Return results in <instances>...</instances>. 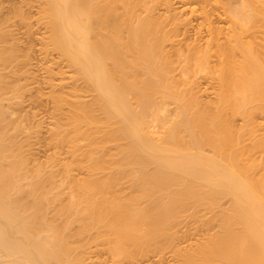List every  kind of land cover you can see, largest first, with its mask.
Listing matches in <instances>:
<instances>
[{
  "label": "bare ground",
  "instance_id": "6f19581e",
  "mask_svg": "<svg viewBox=\"0 0 264 264\" xmlns=\"http://www.w3.org/2000/svg\"><path fill=\"white\" fill-rule=\"evenodd\" d=\"M37 1L38 19L47 32L44 44L71 70H63L69 81L58 82V88L52 85L50 95L57 115L50 136L55 145H68L71 158L61 162L60 172L59 167L51 169L54 158L46 172L25 161L17 134L27 131L26 125L6 108L12 102L8 93L19 92L20 82L16 86L8 78L19 76L22 53L17 54L20 48L9 41L12 28L8 31L2 25L8 20L0 16V264H106L88 260L92 251L102 250L112 264L164 245L174 249L180 264H264V157L250 155L255 147L264 149V135L252 129L253 114L264 112V42L251 45L239 38L241 29L250 28L256 18L264 25V0L217 3L226 21L218 15L232 29L230 37L227 25L220 31L223 27L212 24L218 11L213 15L210 1L177 0L182 5L174 6L171 2L176 0H158L164 5L161 17L171 16L173 26L180 22L179 26L181 14L189 11L200 12L199 25L202 19L207 23L210 37L206 39L207 32L205 41L184 39L185 51L183 39L173 45L168 33L164 37V29L156 27L158 7L152 13L150 2ZM12 4L11 14L28 19L21 1ZM142 9L150 13L144 15ZM141 10L143 15L138 14ZM172 15L180 21L175 23ZM214 27L219 29L215 35L227 31L228 38H213ZM167 102L175 103L173 116H160L165 120L157 129L161 133H149L152 120L148 118L147 125V109ZM235 116L241 119L238 127ZM97 137L106 140L104 145L111 141L113 146L109 142L104 148L114 151L107 154ZM221 198L228 204H220ZM189 218L202 228L217 222V229L206 227L212 233L207 229L195 243L175 248L178 223Z\"/></svg>",
  "mask_w": 264,
  "mask_h": 264
},
{
  "label": "rangeland",
  "instance_id": "374dc122",
  "mask_svg": "<svg viewBox=\"0 0 264 264\" xmlns=\"http://www.w3.org/2000/svg\"><path fill=\"white\" fill-rule=\"evenodd\" d=\"M13 1V2H12ZM20 1H21V5H23L24 6V8L26 9V12L28 13V19L26 18V19H23V20H21L20 18H19V16H17V14H16V16H15V13H13L12 12V14H11V7H12V3H15V4H17L18 2H19V4H20ZM171 1V0H170ZM210 1V4H209V6H210V8H212L211 10L213 11V15H214V13L215 12H217L218 11V13H215V14H220L221 15V17H223V15L221 14V11L219 12V10L221 9L220 8V5L219 4H217V3H221V1L222 0H220V2L217 0H206V2L208 3ZM212 1V2H211ZM26 3V5L24 4V3ZM144 5H147V3H148V5L147 6H149V2L151 3V5L153 6V7H151L150 6V10H151V12L152 13H154L155 11H153L154 10V8L156 7H158L157 8V12L155 13V14H157V17H158V19L160 18V20H158L160 23V26L157 24L156 25V27H158V29H162L164 32H162V30H160V31H158V33L160 32H162L163 33V35H164V37H166V33H168V35H167V38H169V39H171L173 42L175 41L176 43L174 44L173 43V45H176V46H178L179 44V42H177L178 40L177 39H183V42H181L180 43V45L182 44V43H184L185 44V41L187 40H190L191 41V39L192 38H195V40L194 41H196L197 39L196 38H200V39H202L203 41H205V39H204V36H206V34H208L209 33V36H206V39H207V37L209 38L210 37V31H209V26L207 25V28H208V31L206 30V25L205 24H207V23H205V21H203V19H202V22H204L203 23V25H199V23H200V21L199 20H201V18H202V15L200 14V12H196V11H194L193 13L195 14V13H197V16H195L192 12H184L183 14H181V24L180 25H182L183 24V27H181L180 28V25L178 26V24L180 23H178V19H179V21H180V17L178 18V19H176V17L174 16V15H172V17L174 18V21H175V23L177 22L178 24L177 25H171V20L172 19H170L171 18V16L169 17V15H165V20H166V17L168 16V18H169V20H168V18H167V20H166V23H165V20H164V15L162 14V16H163V18L161 17V10L163 9L164 10V8L162 7V6H164L163 4H162V1H161V5H160V1H159V3H158V0H157V3H156V1L155 2H153L152 0H149L148 2H147V0L145 1L144 0ZM176 2V3H175ZM189 2H191V4H193L194 6H195V4H196V2H192V1H188V4H189ZM206 2H205V4H203L201 1H200V3H202L201 5H206ZM214 2L217 4V7H216V9H214L215 8V4H214ZM0 16H2L3 18H4V20H5V22H7V20H8V22L6 23L7 25H5V23H3L2 25L9 31V30H11V28H12V30L11 31H9L8 33H10V35L12 34V32H13V36H9L10 38H9V41H10V39H11V41L10 42H12V40L14 41V43H15V45L14 46H16V49H17V47H19L18 49V52L19 53H17V54H19L20 55V53H22L23 54V56H22V54L20 55V56H18L19 58H18V60H21V61H18L19 62V64L20 65H18L19 67H21V68H19L18 67V73H19V76H18V74L17 73H14L16 76H18V77H16L15 75V78H18V79H16V80H14L15 78L13 77V76H11V75H13V74H9L10 76H9V81L11 82V83H13V84H16V86H18V83H19V85L20 86H22V87H20V86H18V88H19V92H17V94H18V96H17V94L16 95H14L13 93V91L12 92H9L8 93V96L9 97H7V98H9V101L8 102H10V99H11V101L12 102H10V103H8V107H6L7 109L9 108V110H11L13 113H12V115H13V117L16 119L17 118V121L18 122H24L22 125H26V130L27 131H25V132H20L19 131V133L17 134L19 137H20V141H22L21 143H22V152L24 153L23 154V156L24 155H26V162H27V164H29L30 165V168H34V167H31L32 165H40V166H42L41 168H42V170L43 171H45V169H46V171H49V170H51L52 168H58L59 167V169H60V164H62L61 162H64V160L66 161V162H69V159L71 158V155H70V153H69V148H68V145L66 144V143H60V142H58L59 143V145H58V143L55 145L54 144V140L52 141V137L50 136L51 134H52V129H53V127H54V122H55V119H56V117H57V115L55 114V112L53 111L54 109H53V107H52V100H51V97H50V95H51V89H53V86L52 85H55L54 87L56 88V86H57V88L59 87V85H60V83L62 84V82L64 83V81L65 82H68L69 80H68V78L66 79V78H63V77H65V72L63 71L64 69H65V71H66V73L68 74L69 72L68 71H71L69 68H68V66L66 65V62H65V60L63 61L62 59H61V57L59 56V54L57 53V51H55L54 49H51V48H49V47H47V46H45V44H44V37L46 36V34H47V32L45 31V28H44V25H43V23H42V21L41 20H39L38 19V16H39V12H38V1L37 0H0ZM34 4V6H33V4ZM153 3H154V5H153ZM172 3V5H174V3H175V5L176 6H178V5H182L181 4V2H178L177 0L176 1H172L171 2ZM198 3V2H197ZM200 3H198V4H200ZM234 3H237V2H234ZM8 4V6H6ZM28 4V5H27ZM155 4H157L156 6H155ZM159 4V5H158ZM178 4V5H177ZM187 4V3H186ZM198 4L196 5V6H198ZM174 5V6H175ZM192 5V6H193ZM222 5H223V2H222ZM191 6V5H190ZM207 6V5H206ZM205 7V6H204ZM141 8H143V6L141 7ZM155 8V9H156ZM197 8H200V5L197 7ZM208 10H209V8H208V6L206 7ZM217 8H220V9H218L217 10ZM144 9V8H143ZM142 9V10H143ZM142 10L140 11V13H138L139 15H143V13L141 14V12H142ZM158 10H160L159 12H160V14H159V16H158ZM162 10V12H164ZM214 10H215V12H214ZM212 11H211V13H212ZM10 12V13H9ZM137 12H139V7L137 8ZM143 12H145L144 13V15L146 14V12H149L150 13V11H144L143 10ZM8 13V14H7ZM191 13L193 14V15H191ZM3 14V15H2ZM5 14V15H4ZM14 14V15H13ZM148 14V13H147ZM198 14H200V15H198ZM11 15V16H10ZM37 15V16H36ZM217 15H214L213 17H212V24H213V22H214V24L213 25H215V23L217 24V25H219L220 27H223V29L221 28L220 29V31L221 30H223V31H225L226 30V25H227V22L225 23V21H226V19H227V17H223V19L225 20H223L222 18H220V16L218 17ZM8 18H6V17ZM155 16V15H154ZM179 16V15H178ZM177 16V17H178ZM198 16L200 17V19L198 18ZM218 18H217V17ZM10 17V18H9ZM35 17H37V18H35ZM191 17V18H190ZM31 18V19H30ZM220 18V19H219ZM12 19V20H11ZM37 19V20H36ZM164 20V23H162L163 22V20ZM176 19V20H175ZM25 20V21H24ZM173 21V20H172ZM25 22H26V24H25ZM183 22H185L186 24H184ZM199 22V23H198ZM258 22H259V17H258V19L256 18V21H254V23L251 25L252 26V28H251V26H249L250 28H247L246 30L244 29V31L242 32V29H241V32H240V36H239V38L240 39H242V40H244V42L246 41V42H249V43H251V45L253 44H261V42H264V27H262V26H264L263 25V23L262 24H258ZM164 24L163 25V27H162V24ZM11 24V25H10ZM173 24V23H172ZM258 26H261V27H253V25L254 26H256V25ZM9 28H8V27ZM177 26V27H176ZM185 26H187L188 27V29H186L185 28ZM155 27V28H156ZM230 26L229 25H227V31H228V35H229V37H230V29L228 30V28H229ZM175 28H178V29H176V31H175ZM215 28V27H214ZM212 29L211 31H213L212 32V34H213V36H212V34H211V36L214 38V32L216 31V30H219V29H217V28H215V29ZM225 28V29H224ZM255 28V29H254ZM181 29H184V32H182L181 31ZM185 29H186V31H185ZM254 29V30H253ZM232 30V29H231ZM239 30V29H238ZM237 30V31H238ZM250 30V31H249ZM220 31L215 35V37H217V38H221V40L222 41H224V36H225V34H226V36L225 37H227V31L225 32V34H224V32H221L220 33ZM251 31H252V33H251ZM208 32V33H207ZM233 32V31H232ZM216 33V32H215ZM236 35H239V33H235ZM199 35H201L200 37H199ZM202 35H203V38H201L202 37ZM219 35V36H218ZM221 35V36H220ZM222 35H224L223 37H222ZM253 35V36H252ZM198 36V37H197ZM231 36L233 37L234 36V32L233 33H231ZM13 37V38H12ZM244 37V38H243ZM187 38V39H186ZM228 38V37H227ZM246 38V39H245ZM169 39H164V41H165V43L167 44V42H168V45L169 44H172V43H170V40ZM174 39V40H173ZM184 39H185V41H184ZM199 39V40H200ZM249 39V40H248ZM177 40V41H176ZM193 40H192V42H193ZM198 40V41H199ZM180 41V40H179ZM182 41V40H181ZM189 41V42H190ZM251 41V42H250ZM254 43H253V42ZM257 41H260V42H257ZM189 42H187V43H189ZM202 42V41H201ZM245 42V43H246ZM13 43V44H14ZM19 43V44H18ZM203 43V42H202ZM17 44H18V46H17ZM43 44V45H42ZM256 44V45H257ZM181 47H182V50L183 51H185V48H184V45L182 46L181 45ZM180 47V48H181ZM184 48V49H183ZM29 50V51H28ZM28 53V54H27ZM27 56V57H26ZM21 58V59H20ZM212 58V57H211ZM58 59H59V61L61 60V62L59 63V61H58ZM18 62H16V68H17V63ZM61 66H60V65ZM23 65V66H22ZM59 65V66H58ZM59 67V68H58ZM62 67V69H60ZM24 68V69H23ZM52 68V69H51ZM68 68V69H67ZM6 69H4V71H5ZM22 70H24V71H22ZM50 70H53V72H51ZM7 71V70H6ZM16 71V72H17ZM50 72H51V74H50ZM57 72V73H56ZM7 73V72H6ZM24 73V74H23ZM62 73V74H61ZM63 74H65L64 76H63ZM70 74V73H69ZM62 75V78H59L60 76ZM13 77V78H12ZM68 77V76H67ZM13 79V80H12ZM201 83L204 85V84H206V80H203L202 78H201ZM203 81H204V83H203ZM58 82H60L59 84H58ZM200 83V84H201ZM57 84V85H56ZM201 84V85H202ZM64 88V87H63ZM65 90V89H64ZM209 91H210V89H208ZM48 92V93H47ZM10 94H13V95H10ZM11 97V98H10ZM210 97H212L211 96V94H210ZM160 99V96H157V100H159ZM211 99V98H210ZM15 101V102H14ZM18 102V103H17ZM169 103H171V104H169ZM174 102H167V103H165L166 105L165 106H163V107H165V109L162 107V106H159V105H151V106H153L154 107V109H155V107H156V109L155 110H153V107H149L150 108V110H149V108L147 109V111H146V113H145V115H144V119L146 120V121H148L147 122V125H149V123H150V121H151V126L148 128V126H147V130L149 131V129L151 130V131H149V133H152V134H155V132H156V134H159V133H161L160 132V130H158L159 132L157 133V129L159 128V126L161 127L162 126V121L163 122H165V120H167V118H170L171 116H173V112H171L173 109V106H175V103L173 104ZM65 104V103H64ZM62 105V108L63 107H66V105ZM173 105V106H172ZM167 106V107H166ZM172 106V107H171ZM160 107H162L163 109H161ZM171 107V108H170ZM11 108H13V109H11ZM152 108V109H151ZM166 108H168L170 111H167L166 110ZM64 109V108H63ZM66 109V108H65ZM172 109V110H171ZM154 112H153V111ZM158 110H161V111H158ZM5 111V110H4ZM151 111L153 112V113H151ZM6 112V111H5ZM168 112H170V114L168 113ZM7 113V112H6ZM11 113V112H10ZM148 114V115H147ZM154 114V115H153ZM169 114V115H168ZM156 115V116H155ZM158 115V116H157ZM153 116V117H152ZM160 116H164V117H166V119L165 120H163L164 119V117H161L160 118ZM150 119V121H149V119ZM152 118V119H151ZM159 118V119H158ZM254 118V119H253ZM160 119H161V121H160ZM20 120V121H19ZM252 120H253V127L254 128H252V129H254V130H256V132L253 130V134H255L256 133V135H258V133H259V136H260V134L263 136L264 135V112H257V113H255V115L253 114V117H252ZM233 121H236V122H233L234 123V125H236V127H238L237 125H238V123H240L241 122V119L239 118V117H236L235 116V119L233 120ZM238 121V122H237ZM161 123V124H159V123ZM167 122V121H166ZM237 123V124H236ZM24 125V126H25ZM52 126V127H51ZM260 127V128H259ZM257 128V129H256ZM162 129L163 128H161V131H162ZM155 130V131H154ZM69 132V131H68ZM67 132V133H68ZM24 133H25V135H24ZM27 133V134H26ZM71 132H69V134H70ZM243 136H246V135H243ZM243 136H241L242 138H244V139H247L246 137H243ZM255 136V135H254ZM19 137H17V138H19ZM99 138V139H98ZM102 138V137H101ZM241 138V139H242ZM97 140H98V143L100 144L102 141H103V145L101 144V146H100V148L103 146V149H105L104 147H106V145H110V144H112V146H113V143L111 142V141H109V142H111L110 144H109V142L107 141L106 142V144L104 145V141H106V140H100V137H97L96 138ZM243 140V139H242ZM51 141V142H50ZM82 141V139L79 141V142H81ZM85 141V140H84ZM83 141V142H84ZM246 141H249V139H247ZM246 141H241V142H243L244 143V146H247V143H245ZM64 142V141H63ZM240 142V143H241ZM108 143V144H107ZM242 143V144H243ZM243 146V145H242ZM109 148H111V149H109ZM113 148L114 147H108L107 148V150H113ZM257 147H255V148H253V149H251L250 150V155L252 156V157H254V158H256L257 157V159L259 158V156L260 155H262V158L264 157V155H263V153H264V149H262V148H260V147H258L259 149H256ZM107 150L105 149L104 151L105 152H107ZM107 152V154L108 153H111V152ZM114 151V150H113ZM259 153H258V152ZM263 151V152H262ZM255 152H257V153H255ZM210 154H212V152H210ZM261 157V156H260ZM24 158H25V156H24ZM53 158L55 159V160H57L58 162H60V163H57V161H54L53 160ZM69 158V159H68ZM52 160L54 161V164H52L53 162H52ZM60 160V161H59ZM68 160V161H67ZM55 163H57V165H59V166H57ZM51 164H52V166L53 167H51ZM28 165V166H29ZM37 167V166H36ZM51 167V169H48L47 170V168H50ZM54 168V169H55ZM58 169V171L60 172L61 171V169L59 170ZM74 171L73 172H75L76 170H77V168H75L74 169V167L72 168ZM56 170V169H55ZM45 171V172H46ZM58 176V178L61 176L60 175V173H58L57 174ZM61 192H63V194L65 195V190L63 191V190H61ZM62 196V198H64L65 196L62 194V193H60ZM222 200L224 199V198H221ZM222 200H219V203L220 204H224V205H227L228 203V201H227V198H225L224 200H223V202H222ZM224 202H226L227 204H225ZM224 205H222V206H224ZM212 213L210 212V215H211ZM192 220V221H191ZM188 222L190 221L191 223H192V225H194V226H192L191 224H189L188 222L187 223H185V222H179L177 225H178V227H180L179 229H178V232H179V235H177V236H180V237H182V239L181 238H179L180 240H177L178 239V237L177 236H175L176 238H174L173 240L175 241V244H174V241H173V245H176V246H174L175 248L176 247H182V244H184L183 246L184 247H188L189 245H186V243L187 244H189L188 242L190 241L191 243H195V241H197L199 238H197V240L195 239L194 240V238H196V237H200L199 235H201L202 237H203V235H202V233L203 234H208V232H206V230L208 229V228H210V229H212V231L214 232L216 229H217V225H216V227H215V224H217V222H213V223H211L210 225H211V227H210V225H206V227H208L206 230H205V225H203V228H204V231H205V233H204V231L202 230L203 228H202V226H200L199 225V223L195 220V223L193 224V219H191V218H189L188 220H187ZM196 222L198 223V224H196ZM186 225H185V224ZM181 224H182V227H181ZM187 224L188 225H190V226H188L187 227ZM214 225V227H213V225ZM176 225V226H177ZM195 225H196V228H197V225H198V227L200 228H198V229H196L195 228ZM178 227H176V228H178ZM186 227V228H185ZM192 227H193V229H192ZM219 227V226H218ZM189 231H188V230ZM210 229H208V231H210ZM215 229V230H214ZM185 230H186V232H185ZM191 231H192V233H191ZM212 231H210L211 233H212ZM182 232H184L183 234H182ZM189 232V233H188ZM180 233L182 234V236L180 235ZM185 233H187L186 234V237L187 238H185ZM205 236V235H204ZM201 238V237H200ZM186 239V240H185ZM176 241L177 242H179L180 243V245H179V243L177 244L176 243ZM194 241V242H193ZM171 245V244H170ZM172 245V246H173ZM178 245V246H177ZM186 245V246H185ZM191 245V244H190ZM193 245V244H192ZM165 247H167L166 249H165ZM171 248V246H168V245H164L163 247L162 246H160V248H161V250H156L155 248H157V249H160L159 247H153V249H152V247L151 248H149V249H147L146 251L147 252H149V254H146L147 252L145 251V250H143L142 251V254H141V252H140V256H141V258L142 259H140L139 257V254H137L138 256H137V258H135V256H136V254L134 255V260H133V262H135L136 263V261L138 260V258L140 259V260H138L139 262H140V264H144V263H146V264H180V259L179 258H176V257H173V255L175 254L174 252H172L174 249H169V248ZM174 247H172V248H174ZM171 251V253H170V251ZM103 252H105L104 254L107 256H105V255H103V252H101L100 251V253L99 252H95V254H93L94 253V251H92L93 253H91L90 254V257L91 258H88V260L89 259H91L92 260V258H95L96 260L94 261V260H92L93 262H98V261H100V262H105L106 261V264H109L110 263V258H111V256L109 255V254H106V253H108L107 251H104V250H102ZM139 252V251H138ZM97 253V254H96ZM98 253H99V255L100 256H103L102 258H103V261H102V258L100 257V256H98ZM101 253H102V255H101ZM157 253V254H156ZM173 253V254H172ZM146 254V255H145ZM151 254V255H150ZM150 257H149V256ZM172 255V256H171ZM94 256V257H93ZM108 256H110L109 258H108ZM143 256H145V258L143 257ZM175 256V255H174ZM123 257H125V256H123ZM123 257H120V258H122V260L120 261V263H118V264H133V262H132V257H130V258H128V260H127V256H126V259L125 258H123ZM146 257H147V259H146ZM178 257V256H177ZM173 258V259H172ZM174 258H175V262H174ZM119 259H116V260H114L113 262H112V264H114V262H116V261H119ZM130 259H131V261H130ZM143 259H145V260H143ZM149 259V261H146V260H148ZM87 259L85 260V261H88ZM105 260V261H104ZM109 260V262L107 263V261ZM151 260V261H150ZM177 260H178V263H177ZM112 261V260H111ZM144 261V263H142ZM146 261V262H145ZM139 262L137 263V264H139ZM117 263V262H116ZM115 263V264H116ZM134 263V264H135ZM111 264V263H110Z\"/></svg>",
  "mask_w": 264,
  "mask_h": 264
}]
</instances>
